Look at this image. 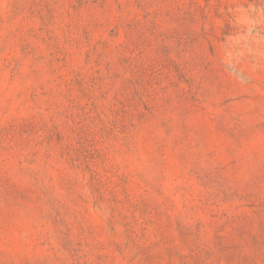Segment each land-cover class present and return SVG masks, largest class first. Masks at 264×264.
Returning a JSON list of instances; mask_svg holds the SVG:
<instances>
[{"label": "rangeland", "instance_id": "obj_1", "mask_svg": "<svg viewBox=\"0 0 264 264\" xmlns=\"http://www.w3.org/2000/svg\"><path fill=\"white\" fill-rule=\"evenodd\" d=\"M0 264H264V0H0Z\"/></svg>", "mask_w": 264, "mask_h": 264}]
</instances>
